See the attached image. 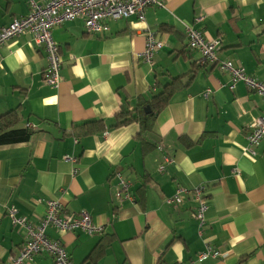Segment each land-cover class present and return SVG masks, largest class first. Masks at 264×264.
<instances>
[{
    "label": "crops",
    "instance_id": "crops-1",
    "mask_svg": "<svg viewBox=\"0 0 264 264\" xmlns=\"http://www.w3.org/2000/svg\"><path fill=\"white\" fill-rule=\"evenodd\" d=\"M29 1L0 0V28L26 16ZM158 1L100 34L88 33L82 18L54 27L56 87L45 82V47L29 33L0 49V119L29 132L0 143V264L26 238L7 210L37 225L49 201L68 216L88 214L96 227L47 229L69 264H264V140L246 151L264 101L243 82L230 89L231 76L218 67L231 61L264 84V0ZM186 27L221 40L214 60L200 63ZM148 33L162 42L151 64L142 58ZM194 65V79L172 95L145 142L136 123L112 127L122 104L134 107ZM91 121H102L96 132H75ZM117 173L132 200L115 196ZM196 187L209 207L201 226L192 218ZM179 188L188 191L182 204H167ZM209 250L219 255L199 260ZM54 252L24 264H55Z\"/></svg>",
    "mask_w": 264,
    "mask_h": 264
},
{
    "label": "built area",
    "instance_id": "built-area-1",
    "mask_svg": "<svg viewBox=\"0 0 264 264\" xmlns=\"http://www.w3.org/2000/svg\"><path fill=\"white\" fill-rule=\"evenodd\" d=\"M151 5L160 6L158 0H48L44 4L29 1V13L22 18H15L7 26L0 28V49L10 39L22 34L29 33L37 46H44L45 53L49 58V65L46 71L45 82L51 86H57L59 82L58 68L60 64L57 48L52 42V30L62 23L74 19L82 18L85 29L88 33L100 34L108 31V23L113 20L127 19L132 16L142 17L144 10ZM185 35L187 46L191 51H197L200 54V63L208 60H214L217 51L220 49L221 40H207L200 30L186 27ZM145 48L142 53L143 60L151 64L154 54L162 48V42L156 40L155 36L148 33L145 36ZM221 71L227 72L232 78L230 89L237 82H243L245 86L260 96L264 101V84L250 76L244 74L241 69L236 68L231 61L220 62L218 65ZM264 140V117L255 120L254 125L250 127L247 135V149L256 146ZM159 149H161L159 147ZM245 151V152H246ZM67 159V158H66ZM170 162L168 157L164 158V163ZM163 163V165H164ZM163 171V166L159 168ZM119 178L118 189L115 196L119 200H132L129 195V183L125 182L121 173L116 174ZM203 187H196L192 190L193 200L196 207L193 209L192 218L200 226L205 222V216L208 211V203L204 196ZM187 190L179 188L175 194L166 199L169 205L182 204ZM14 225L25 229L26 238L19 252L11 257L6 264H24L43 251H55L57 259L55 264H69L65 253L61 252L59 247L51 244L46 235L48 228L53 227L58 231L82 227L85 232L92 234L96 227L92 225L88 214L80 216H68L62 210L58 202H47L46 211L39 224L32 225L23 217H17L13 208L7 210ZM98 229L97 232H100ZM217 257L218 252L208 251L199 256V260H204L209 256Z\"/></svg>",
    "mask_w": 264,
    "mask_h": 264
},
{
    "label": "trees",
    "instance_id": "trees-1",
    "mask_svg": "<svg viewBox=\"0 0 264 264\" xmlns=\"http://www.w3.org/2000/svg\"><path fill=\"white\" fill-rule=\"evenodd\" d=\"M25 17V16H24ZM22 18V17H20ZM12 22V21H11ZM10 24V23H9ZM199 61V60H198ZM190 69L186 74L171 78L168 83L161 85L160 91L152 95L148 99L138 97L136 104L131 108L127 103L122 104L120 111L116 114L112 127H121L136 123L139 126L138 137L140 141L145 142L146 135L151 131L157 116L166 108L172 95L177 91L186 88L194 79L195 68ZM4 117V116H3ZM0 119V143L8 141H25L29 137V132L23 129H10L6 124H11L12 117L9 120ZM102 121L85 122L74 129L78 135L87 136L96 132ZM10 129V130H7ZM151 148H155L154 144L146 141Z\"/></svg>",
    "mask_w": 264,
    "mask_h": 264
},
{
    "label": "rangeland",
    "instance_id": "rangeland-1",
    "mask_svg": "<svg viewBox=\"0 0 264 264\" xmlns=\"http://www.w3.org/2000/svg\"><path fill=\"white\" fill-rule=\"evenodd\" d=\"M124 177H125V179H127V177H130V175L128 173H126V175Z\"/></svg>",
    "mask_w": 264,
    "mask_h": 264
}]
</instances>
